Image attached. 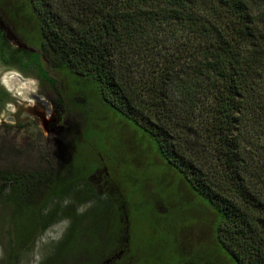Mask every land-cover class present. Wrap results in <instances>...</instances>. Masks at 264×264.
Masks as SVG:
<instances>
[{"label":"trees","instance_id":"1","mask_svg":"<svg viewBox=\"0 0 264 264\" xmlns=\"http://www.w3.org/2000/svg\"><path fill=\"white\" fill-rule=\"evenodd\" d=\"M23 5L35 36L18 31L31 49L11 48L0 30V61L22 71L34 68L55 87L43 60L64 75L67 96L88 120L95 99L132 123L148 138L152 155L218 216L215 239L231 262L264 264V20L254 16L249 1L24 0ZM7 12L23 24L13 5ZM6 97L1 89L0 102ZM70 132L65 129L62 140ZM81 140L71 139L65 172L0 171V194L8 192L11 207L6 264H17L57 222L58 204L52 202L86 201L78 195L86 184L81 175L86 165L77 162ZM116 196L120 199L119 192ZM111 206L110 201L102 210L107 222L101 226L108 224L107 237L119 241L126 214ZM61 211L59 219L100 222L90 209ZM41 264H49V257Z\"/></svg>","mask_w":264,"mask_h":264},{"label":"rangeland","instance_id":"2","mask_svg":"<svg viewBox=\"0 0 264 264\" xmlns=\"http://www.w3.org/2000/svg\"><path fill=\"white\" fill-rule=\"evenodd\" d=\"M248 1L254 16L264 20V0ZM23 2L0 0V30L11 48L30 51L31 47L22 36L34 37L35 34ZM2 4L4 8H1ZM9 4L14 6L16 18L23 24L15 23L10 17ZM260 26L263 28L264 23ZM41 63L57 86L52 87L42 80L34 68L22 71L0 61V88L7 92L6 99L0 103V171L14 169L33 173L47 167L65 172L70 162L69 143H72L71 139L81 140L86 129L78 145L81 150L77 158L78 163L86 165V170L81 173L86 184L80 186L78 192L86 201L78 204L75 198L65 197L52 202L51 206L58 204L57 222L21 253L17 264H41L65 238L71 222L79 226L89 223L87 218L85 221L59 219L62 209L77 214L90 209L92 217L98 214L101 225L102 221L107 222V215L101 213L110 201L113 212L126 214L125 225H128L135 244L144 248L162 246L159 250L162 249L166 257L170 255V249H164V246L193 244L206 251L208 264H233L215 239L218 216L181 182L178 173L152 155L148 138L135 131L132 123L120 114L95 99H90L88 120L87 115L73 106L75 101L67 96L64 75L50 69L43 60ZM78 97L76 95L75 99ZM67 128L71 132L66 140H62ZM118 192L120 199L116 196ZM7 194H0V264H6L11 239V207L6 200ZM100 225L92 226L87 233L78 231L77 237L72 239L78 246H73L70 252L80 259L84 251L101 242L97 229ZM113 228L119 229L115 223Z\"/></svg>","mask_w":264,"mask_h":264},{"label":"flooded vegetation","instance_id":"3","mask_svg":"<svg viewBox=\"0 0 264 264\" xmlns=\"http://www.w3.org/2000/svg\"><path fill=\"white\" fill-rule=\"evenodd\" d=\"M74 218H78V216ZM87 220L89 221L87 226H79L78 223L74 224V222L70 223L63 242L58 246L56 245L53 253L49 255V264H208V254L206 251L193 244L167 246L165 249H170V255L166 257L162 253V249L159 250L162 246L144 248L141 245L135 244L128 231V225L121 227L117 231L120 237V240L117 241L115 236L112 238L107 237L108 224H106L104 230L96 219L94 221L91 219ZM99 225L100 227L97 229L100 230L99 237L101 242L92 247L94 252L91 255L83 252L82 257L80 259L77 258L75 253L70 252L71 249L78 246L72 239L77 237L78 231L87 233L93 228L92 226L97 227ZM110 228L113 229L111 226ZM86 258L89 260H86Z\"/></svg>","mask_w":264,"mask_h":264},{"label":"clouds","instance_id":"4","mask_svg":"<svg viewBox=\"0 0 264 264\" xmlns=\"http://www.w3.org/2000/svg\"><path fill=\"white\" fill-rule=\"evenodd\" d=\"M51 226H53V225H51Z\"/></svg>","mask_w":264,"mask_h":264}]
</instances>
